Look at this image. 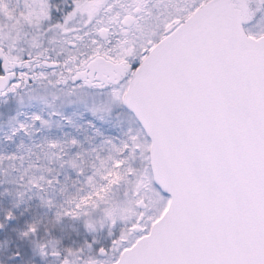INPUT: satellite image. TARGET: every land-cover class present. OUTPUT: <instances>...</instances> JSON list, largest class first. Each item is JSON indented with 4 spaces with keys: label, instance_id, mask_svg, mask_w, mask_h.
<instances>
[{
    "label": "snow or ice",
    "instance_id": "1",
    "mask_svg": "<svg viewBox=\"0 0 264 264\" xmlns=\"http://www.w3.org/2000/svg\"><path fill=\"white\" fill-rule=\"evenodd\" d=\"M158 3L156 28L141 37L136 30L153 14L152 0L127 6L72 0L63 12L39 0H16L12 7L0 0V33L8 25L36 29L21 56L0 44V97L56 76V84L72 91H96L100 100L88 124L102 137L95 121L104 122L102 113L113 104L134 122L122 138H103L115 155L99 185L96 173L72 163L92 190L81 195L79 189L56 212L59 221L102 210L114 236L117 220L107 206L127 185L134 213L118 237L98 251L95 238L63 247L46 241L38 244L39 254L54 264H264V30L251 27L264 20V8L250 0ZM15 39L21 42L19 31ZM58 43L62 51L53 54ZM31 120L33 128L48 123L40 113ZM19 130L28 126L20 123ZM49 173L40 177L43 183L31 179L28 190L39 194L60 184L59 175ZM45 203L56 207L54 197ZM14 220L7 211L0 229ZM85 226L97 230L91 220ZM38 232L30 222L22 235ZM20 257L17 251L16 264Z\"/></svg>",
    "mask_w": 264,
    "mask_h": 264
},
{
    "label": "rangeland",
    "instance_id": "2",
    "mask_svg": "<svg viewBox=\"0 0 264 264\" xmlns=\"http://www.w3.org/2000/svg\"><path fill=\"white\" fill-rule=\"evenodd\" d=\"M39 2L53 9L59 6L63 12L72 0ZM179 2L185 4L188 0ZM15 3L16 0H9V7ZM121 3L127 6L131 0H121ZM152 3L155 5L153 14L141 21L136 30L137 36L142 37L156 28L158 21L155 13L163 10V7L158 0H152ZM59 18V13L53 14L54 21ZM101 18L107 22L109 16L101 12ZM251 27L253 31L264 30V20ZM17 31L20 43L15 39ZM35 33L36 29L29 24L22 27L8 25L0 33V44L5 48L13 47L17 55L21 56V48L26 49L32 44ZM52 47H55L53 54L62 51L59 43ZM56 80V76L38 80L28 84V88L22 89L19 95L9 94L0 98V217L3 220L9 210L15 214V220L4 221V227L0 229V264H16L13 257L17 251L21 253L20 264H54V261L48 260L49 257L39 254L38 244L46 241H59L58 246L63 247L79 246L95 238L100 243L95 246L97 251L101 246L110 247L112 240L118 237L120 229L124 227L125 218L130 219L134 213L132 204L124 195L127 185H123L107 206L117 220V224L112 226L114 236H109L111 220L102 210L79 219L63 216L59 221L56 220V212L61 210L62 205L67 206V200L76 196L79 189H83L81 195L92 190L84 177L77 178L72 163L89 175L96 173L94 182L99 185L103 182L105 168L111 163L109 157L115 155L111 145L102 143L103 138H122L127 128L134 126L133 118L123 108L113 104L111 111L102 113L104 122L95 121L97 128L104 134L102 137L88 124L93 119L90 110L100 100L96 91L89 88L72 91L68 86L56 84ZM33 113L42 114L48 123H37L33 128ZM50 113L61 115L52 116ZM20 123L28 126L27 132L14 131L19 129ZM74 138L79 141L76 146L72 144ZM51 144L56 146L50 147ZM49 170L51 175H59L60 184L44 193L29 191L31 179L43 183L40 177H48ZM21 192H24L23 197L19 195ZM41 196L44 200H41ZM53 197L56 207L50 209L45 201ZM86 219L95 224V232H90L85 226ZM30 222L39 225V232L35 236L24 237L22 233ZM101 222L105 224L103 228L100 227Z\"/></svg>",
    "mask_w": 264,
    "mask_h": 264
},
{
    "label": "water",
    "instance_id": "3",
    "mask_svg": "<svg viewBox=\"0 0 264 264\" xmlns=\"http://www.w3.org/2000/svg\"><path fill=\"white\" fill-rule=\"evenodd\" d=\"M252 7H262L264 8V0H250Z\"/></svg>",
    "mask_w": 264,
    "mask_h": 264
},
{
    "label": "flooded vegetation",
    "instance_id": "4",
    "mask_svg": "<svg viewBox=\"0 0 264 264\" xmlns=\"http://www.w3.org/2000/svg\"><path fill=\"white\" fill-rule=\"evenodd\" d=\"M39 70H40V69H36L37 72H39ZM37 81H38V80H36V81H29L28 84H30V83H34V82H37ZM48 83L51 84V81H49ZM0 98H2V97H0ZM48 260L53 261V258H52V257H49ZM43 264H44V263H43ZM46 264H47V263H46Z\"/></svg>",
    "mask_w": 264,
    "mask_h": 264
},
{
    "label": "trees",
    "instance_id": "5",
    "mask_svg": "<svg viewBox=\"0 0 264 264\" xmlns=\"http://www.w3.org/2000/svg\"><path fill=\"white\" fill-rule=\"evenodd\" d=\"M0 220H2V218H1V217H0ZM1 231H2V230H0V234L2 233ZM1 235H2V234H1Z\"/></svg>",
    "mask_w": 264,
    "mask_h": 264
}]
</instances>
